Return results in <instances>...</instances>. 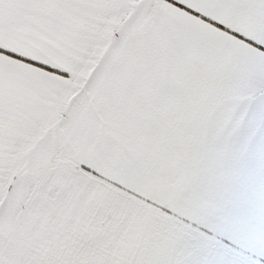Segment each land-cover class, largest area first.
Wrapping results in <instances>:
<instances>
[{
  "label": "snow or ice",
  "instance_id": "6c2138e0",
  "mask_svg": "<svg viewBox=\"0 0 264 264\" xmlns=\"http://www.w3.org/2000/svg\"><path fill=\"white\" fill-rule=\"evenodd\" d=\"M0 264H264V0H0Z\"/></svg>",
  "mask_w": 264,
  "mask_h": 264
}]
</instances>
